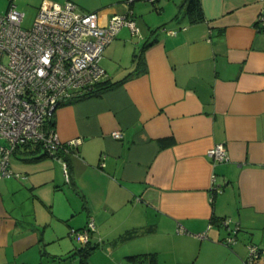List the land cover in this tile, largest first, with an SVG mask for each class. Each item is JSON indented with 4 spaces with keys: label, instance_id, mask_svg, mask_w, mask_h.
I'll list each match as a JSON object with an SVG mask.
<instances>
[{
    "label": "crops",
    "instance_id": "1",
    "mask_svg": "<svg viewBox=\"0 0 264 264\" xmlns=\"http://www.w3.org/2000/svg\"><path fill=\"white\" fill-rule=\"evenodd\" d=\"M43 1L60 0H39L37 10ZM71 1L101 24L132 11L139 32L122 26L100 59L110 82L142 68L134 54L147 70L58 106L59 139L77 140L59 158L34 143L14 150L21 176L0 179V264L65 262L83 245L70 229L90 218L91 242L138 241L130 254L154 252L157 264H244L250 244L264 248L260 0H199L197 22L184 0ZM219 142L229 159L212 165L206 151ZM212 173L220 193L209 190Z\"/></svg>",
    "mask_w": 264,
    "mask_h": 264
},
{
    "label": "built area",
    "instance_id": "2",
    "mask_svg": "<svg viewBox=\"0 0 264 264\" xmlns=\"http://www.w3.org/2000/svg\"><path fill=\"white\" fill-rule=\"evenodd\" d=\"M260 2L258 19L264 25V0ZM131 13L113 15L101 24L97 12H79L71 0L43 1L31 27L25 28L24 14L12 2L0 12V179L21 176L10 165L11 154L19 145L38 144L48 155L59 158L58 149L77 144V140L62 142L50 120L58 106L90 96L96 92V84L108 78L100 65L103 50L122 26L139 32ZM112 135L122 136L118 130ZM206 155L212 165L229 159L222 142L208 148ZM61 161L68 180L66 163ZM209 190L222 191L215 173L210 176ZM209 200L213 201L212 194ZM221 223L230 231L238 229L235 225L231 230L229 218ZM93 230L90 218L84 228H71L70 232L86 243ZM233 240L229 235L225 242ZM260 256H264V248L250 244L244 264H255Z\"/></svg>",
    "mask_w": 264,
    "mask_h": 264
},
{
    "label": "trees",
    "instance_id": "3",
    "mask_svg": "<svg viewBox=\"0 0 264 264\" xmlns=\"http://www.w3.org/2000/svg\"><path fill=\"white\" fill-rule=\"evenodd\" d=\"M10 3V2H9ZM183 5H185V11L186 14L189 17L190 22H197L202 18V14L200 11V5L199 0H184ZM134 62L135 65H142L141 69H135L133 72L128 73L125 77L122 79L116 81V82H110L108 79L98 82L96 84V92L91 94L90 96H97L100 95L102 92L112 88L113 86H116L126 80L129 76L136 75L142 72H145L147 70L146 63L143 60V57L141 54H134ZM89 97V96H88ZM53 119L50 120V125H53ZM67 147V146H65ZM64 149V148H60ZM58 149V151L60 150ZM70 148H67L65 150H68ZM72 149V148H71ZM58 151L56 152V155L58 156ZM46 153V152H45ZM221 219L218 222H221ZM214 220V219H213ZM98 247V243L91 242L88 240V242L83 243L82 247L72 252L69 256L64 258L63 261L71 259L75 254L79 256V263L80 264H88V256L91 254V252ZM126 259L131 264H157V255L156 253H136V254H130L126 256Z\"/></svg>",
    "mask_w": 264,
    "mask_h": 264
},
{
    "label": "rangeland",
    "instance_id": "4",
    "mask_svg": "<svg viewBox=\"0 0 264 264\" xmlns=\"http://www.w3.org/2000/svg\"><path fill=\"white\" fill-rule=\"evenodd\" d=\"M0 3L5 5L7 2L0 0ZM12 3L19 11L23 12L24 14L22 26L25 28L31 27L37 13L36 11L39 0H12ZM58 3L64 2L63 0H60ZM136 242L137 245L131 242H125L123 244L116 245L102 244L101 242H98V247L95 248L88 256V264H131L129 261H127V259H125V255H128L133 251H137L132 249H142V247L138 245V241ZM107 245H109V247H107ZM111 251H113V254H111ZM60 264L80 263L79 258L76 257L68 259L65 262H61Z\"/></svg>",
    "mask_w": 264,
    "mask_h": 264
}]
</instances>
